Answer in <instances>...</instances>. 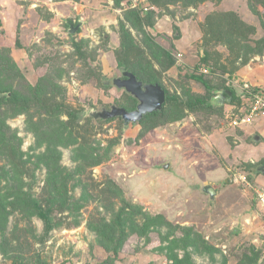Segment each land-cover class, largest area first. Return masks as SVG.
I'll list each match as a JSON object with an SVG mask.
<instances>
[{
    "label": "trees",
    "instance_id": "trees-1",
    "mask_svg": "<svg viewBox=\"0 0 264 264\" xmlns=\"http://www.w3.org/2000/svg\"><path fill=\"white\" fill-rule=\"evenodd\" d=\"M65 1L82 4L89 0ZM132 1L111 0L112 12H119L115 15L119 38L118 46L113 49L115 62L118 69L133 74L143 84L157 85L164 91L161 110L144 115L135 124L139 129L134 143L157 127L181 122L188 114L208 117L215 121V128L224 133L227 139L237 138L241 134L240 128L246 125L229 126L230 130L224 128L223 131L221 125L225 119L222 105L228 102L234 106L231 118H241L249 111L250 96H238L236 89L213 75L221 72L233 76L239 62L263 55L264 36L253 39L256 28L244 23L234 12L210 13L203 26L202 54L198 53V64L194 70L204 67L211 77L197 71L187 76V80L202 85L204 94L195 95L185 87L184 83L188 82L185 77L170 74L171 70H175L177 75L184 70L177 65L174 48H163L157 43L155 18L160 17L163 11L173 18L171 8L193 11L205 3L218 5L221 0H134L140 4L131 7ZM249 2L253 4L249 8L259 18L264 30V0ZM258 4L260 12L256 7ZM150 7L159 10L158 16ZM144 8H147L145 12ZM45 15L47 19L52 17L50 13ZM69 22L76 24V21ZM63 25L68 28L66 22ZM177 32L173 31V39H178ZM51 39L52 35L48 34L42 44L24 46L17 37L10 45L0 46V264H49L40 258L39 252H31L28 235L35 244L43 247L55 229L80 224L78 218L85 206L83 200L88 201L91 197L103 210H97L94 216H90L86 227L95 235L96 245L107 254L103 264H116L123 256L137 254L153 242L157 244L152 251H164L166 264H196L192 258L196 255L206 257L208 264H227L226 255L220 261L216 259L220 250L209 242L205 234L193 227L173 224L162 215H149L141 206L125 200L123 191L111 179L105 178L98 183L86 182V178H83L85 170L102 165L109 159L114 146L120 144L123 121L120 117L95 120L88 114V109H93L91 104L72 103L68 88L60 82L65 77L69 79V74L73 72L81 86L103 90L112 88L103 79L105 75L97 59V49H106L107 42L91 48L88 39L72 37L69 41L70 51L62 55ZM58 44L61 43L58 41ZM217 46L227 49L225 58L216 53ZM17 51L24 53L27 59L25 63L17 60ZM32 73L36 76L34 79L30 78ZM118 91H121L120 95L112 105L133 111L137 105L136 99L122 89ZM223 91L230 92V101H219V94ZM252 92L264 94V88L256 87ZM246 97L249 99L245 102ZM112 105L100 106L108 110ZM19 116L25 117V130L34 136V145L29 147L32 153L21 150L22 139L7 124ZM111 121L117 122L121 130L115 139L106 140V146L102 148L96 136L103 133V125ZM228 122L227 119L226 126ZM206 132L209 133V126ZM250 143L258 145L253 140ZM42 147V152L34 154L36 149ZM62 149L71 153L70 160L75 164L71 170L62 164ZM256 164L264 166V154L260 155ZM256 164H238L236 167L242 171L246 169L250 174H244L251 182V172ZM37 170L44 171V178L40 193L34 195L33 189L38 185L35 176ZM77 187L82 193L78 199L72 195ZM117 200L120 205L114 208ZM70 217L73 220L69 223ZM10 218H13L12 223ZM34 218L42 223L39 235L30 225ZM20 222H24L23 227L19 226ZM261 255L262 251L251 245H240V257H237L236 264H264V256L260 259Z\"/></svg>",
    "mask_w": 264,
    "mask_h": 264
},
{
    "label": "rangeland",
    "instance_id": "rangeland-1",
    "mask_svg": "<svg viewBox=\"0 0 264 264\" xmlns=\"http://www.w3.org/2000/svg\"><path fill=\"white\" fill-rule=\"evenodd\" d=\"M111 4V0H89L82 4L65 0H0V46L10 45L17 37L24 46L42 44L50 34L52 44L62 55H66L70 51L69 41L72 37L77 40L88 39L91 48L99 47L103 41L107 42L106 49H97V59L105 75L103 79L108 84L110 80L118 79L123 71L118 69L113 56V49L119 43L115 16L119 12H112ZM130 4L134 7L140 2L133 0ZM249 5L253 6L250 2L248 4V0H221L218 5L205 3L193 11L180 7L171 8L173 18L169 17L167 11H160V17L155 18L154 35L157 43L163 48L172 46L177 65L184 70L178 75L175 70H171L170 74L185 77L186 82L188 81L184 83L185 87L192 94L203 95L204 91L197 81L187 80L190 73L197 71L211 77L207 69V73H204V67L194 70V66L198 64V53L202 54L200 44L204 35L203 26L210 13L234 12L244 23L256 28L253 39L264 36L260 20ZM256 7L260 12V5ZM150 8L158 16L159 10L156 7ZM146 10L144 8L143 12ZM45 13H50L51 19H47ZM69 20L82 23L78 29L80 33L77 31L73 35L68 34V28L63 23ZM173 31H178V39H173ZM216 53L222 54L223 58L228 55L223 46H217ZM262 53L263 55L255 56L244 63L239 62V68L233 76L221 72L214 73L213 76L236 89L238 96H250L256 93L252 92L253 88H264V49ZM15 57L19 62L27 61L22 51L15 52ZM73 74L70 73L69 79L65 77L60 82L68 88L72 103H90L94 110L99 111L104 109L101 104L112 105L117 101L120 89L113 88V85L108 90L81 86ZM35 77L33 73L30 76L32 79ZM248 99L246 97L244 101ZM222 107L225 120L221 129L230 130V122L226 126L225 121L227 122V115L231 117L234 106L227 102ZM213 122L215 121L208 117L188 114L181 122L153 129L137 143H134L139 129L137 125H123L124 129L121 130L115 121L106 123L102 128L103 133L96 136L100 147L106 146V140L115 139L120 130L121 142L114 146L106 162L85 170L83 178H86V182L97 183L109 178L123 191L125 200L141 206L149 215H162L173 224L193 227L205 234L209 242L220 250V254L216 255L218 261L226 255L227 264H236L237 257H240V245H251L259 249L262 251V259L264 211L256 204L255 191L264 187V176L255 172L263 166L256 163L259 162L260 155L264 154V125L242 126L241 134L237 138L227 139L224 133L215 128ZM7 124L22 139L21 150L32 153L29 147L34 145V136L25 130V117L19 116L9 120ZM208 126L209 133L206 134ZM255 135L262 137L258 145L250 143ZM42 151L43 147L36 149L34 154ZM70 157V151L62 149V164L71 170L75 164ZM247 163L256 164L251 172V182L244 174L247 170L242 171L236 167L238 164ZM35 176L38 185L33 193L38 195L44 171L37 170ZM242 177L246 180L243 181ZM203 185L211 186L216 192L212 201H209L208 195L202 193ZM90 189L91 187V193ZM81 194L79 187L72 191L76 199ZM83 205L85 206L80 210L78 218L80 224L55 229L43 247L40 248L41 245L35 244L28 235L31 252H39L40 258L49 264H103L107 254L96 245L95 235L86 227L89 217L103 209L94 197L88 201L83 200ZM114 205V208L120 205L118 200ZM72 220L73 217H70L68 222ZM12 222L13 218H10V223ZM30 225L36 235L41 233L42 223L39 220L34 218ZM19 226L23 227L24 222H20ZM142 244L143 242L140 245ZM155 244L153 242L147 245L137 254L123 256L116 264H166L164 251H152ZM192 258L196 264H208V259L204 256L196 255Z\"/></svg>",
    "mask_w": 264,
    "mask_h": 264
},
{
    "label": "water",
    "instance_id": "water-1",
    "mask_svg": "<svg viewBox=\"0 0 264 264\" xmlns=\"http://www.w3.org/2000/svg\"><path fill=\"white\" fill-rule=\"evenodd\" d=\"M68 25V33L73 35L78 29L81 27L82 23L78 21L75 25L70 22H67ZM122 79L116 78L109 81V85H113L117 89L124 90L127 94L131 95L136 99L137 105L133 111H126L123 108L116 107L112 105L108 110L101 109L90 110L88 114L92 116V118L96 119H110L114 117H120L123 121V125L127 127L130 123L135 125L138 123L142 117L146 114L161 110V106L164 103V91L157 85L151 84H143L138 81L136 77L127 72H121ZM220 100L222 102L230 101L231 94L229 91H223L219 94ZM254 142L259 141V137L255 135L252 139ZM255 173H259L264 176V166L258 168ZM201 191L209 196L210 200L214 199L216 192L211 186L203 185L201 186Z\"/></svg>",
    "mask_w": 264,
    "mask_h": 264
},
{
    "label": "built area",
    "instance_id": "built-area-1",
    "mask_svg": "<svg viewBox=\"0 0 264 264\" xmlns=\"http://www.w3.org/2000/svg\"><path fill=\"white\" fill-rule=\"evenodd\" d=\"M134 7H136L134 5ZM204 73H207L205 69ZM242 110V109H241ZM248 113L241 118L230 117L227 115V119L230 122V126L238 127L242 125H264V94L263 93H253L250 95L249 109ZM245 181V177H242ZM255 201L259 208L264 211V187L260 190L255 191Z\"/></svg>",
    "mask_w": 264,
    "mask_h": 264
},
{
    "label": "flooded vegetation",
    "instance_id": "flooded-vegetation-1",
    "mask_svg": "<svg viewBox=\"0 0 264 264\" xmlns=\"http://www.w3.org/2000/svg\"><path fill=\"white\" fill-rule=\"evenodd\" d=\"M119 78H121V79H122V78H123V77H122V75H121V77H119ZM219 101H220V102H222V100H220V98H219ZM259 138H260V137H259Z\"/></svg>",
    "mask_w": 264,
    "mask_h": 264
},
{
    "label": "crops",
    "instance_id": "crops-1",
    "mask_svg": "<svg viewBox=\"0 0 264 264\" xmlns=\"http://www.w3.org/2000/svg\"><path fill=\"white\" fill-rule=\"evenodd\" d=\"M69 34V33H68ZM69 35H71V34H69ZM259 125H257V127H258ZM258 137H260V135H257ZM260 139V138H259Z\"/></svg>",
    "mask_w": 264,
    "mask_h": 264
},
{
    "label": "clouds",
    "instance_id": "clouds-1",
    "mask_svg": "<svg viewBox=\"0 0 264 264\" xmlns=\"http://www.w3.org/2000/svg\"><path fill=\"white\" fill-rule=\"evenodd\" d=\"M261 175V174H260ZM263 188V187H262Z\"/></svg>",
    "mask_w": 264,
    "mask_h": 264
}]
</instances>
